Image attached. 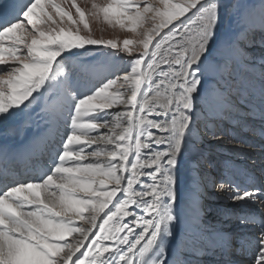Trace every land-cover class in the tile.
Returning a JSON list of instances; mask_svg holds the SVG:
<instances>
[{
    "label": "snow or ice",
    "instance_id": "1",
    "mask_svg": "<svg viewBox=\"0 0 264 264\" xmlns=\"http://www.w3.org/2000/svg\"><path fill=\"white\" fill-rule=\"evenodd\" d=\"M13 7L0 18V122L35 105L43 119L67 130L34 178L9 182L4 165L0 264H204L202 257L217 255L216 264H233L235 251L264 264V219L253 240L240 242L202 225L199 196L179 211L177 191L178 165L204 106L214 114L232 111L229 69L249 63L254 14L237 5L240 31L218 42L220 0H88L83 7L75 0H17ZM86 17H102L134 38H94ZM258 27L264 33V7ZM90 52L103 61L81 63ZM86 71L99 78L82 84L79 73ZM216 75V87L206 89ZM10 159L16 157L0 148V160ZM218 187L231 191L234 203L264 209L262 187Z\"/></svg>",
    "mask_w": 264,
    "mask_h": 264
},
{
    "label": "bare ground",
    "instance_id": "2",
    "mask_svg": "<svg viewBox=\"0 0 264 264\" xmlns=\"http://www.w3.org/2000/svg\"><path fill=\"white\" fill-rule=\"evenodd\" d=\"M75 2L83 7L88 0ZM238 2L239 0H220L222 24L218 29V42L230 38L231 35L226 34V29L233 24V11L237 9V5L240 6ZM253 3L245 9L254 14L257 24L251 39L247 41L246 50L251 53V59L247 64L232 65L229 69L233 77L229 81L232 111L230 114H214L208 112L207 106H204L205 111L201 116L197 135L189 150L181 158L177 171L178 210L186 212L189 200L199 194V216L202 225L210 230L230 233L240 242L253 240L259 231L258 223L241 224L240 218L254 216L257 219H264V209H261L259 204L249 203L244 206L242 203L232 202L229 197L233 193L227 188L221 190L218 185L232 181L240 187L252 188L251 183L258 180L264 188V134L261 133H264V121L261 120L259 113L262 70L260 58L264 57V46L261 45V41L264 40V33L258 27L264 0H253ZM72 12L74 14L75 9H72ZM86 19L94 38L113 39L121 43L124 39L134 38V33L112 27L102 17L99 20L91 17ZM239 31L240 29L236 33ZM87 47L95 49L100 46ZM120 55L125 60L129 58L125 53ZM252 60H255L254 66ZM101 61L103 57L95 52L80 58V62L85 65L99 64ZM2 67L5 66L0 65V68ZM79 76L82 84L95 82L99 78L98 73L91 71L80 72ZM214 79H219V76H210L205 84L206 89L216 87ZM32 108L35 110L29 109L11 121L0 122L1 148L7 150L10 156L16 157L14 161L0 160L4 162L3 166L8 164L9 182L13 177L20 180L34 178L40 165L46 170L52 157L59 150L62 137L67 130L62 124L53 126L43 119L40 109L35 105ZM256 123L258 124L254 125ZM28 158L35 164H28ZM194 184L199 186L200 192L194 189ZM183 227L182 224L178 229L180 238L184 236ZM236 247L239 248V244ZM172 251H175V245L172 246ZM243 253L233 252L230 257L233 264H252L254 254L250 259L243 260L244 258H241ZM184 258L193 259L191 256ZM220 259L219 255L202 257L204 264H216Z\"/></svg>",
    "mask_w": 264,
    "mask_h": 264
},
{
    "label": "rangeland",
    "instance_id": "3",
    "mask_svg": "<svg viewBox=\"0 0 264 264\" xmlns=\"http://www.w3.org/2000/svg\"><path fill=\"white\" fill-rule=\"evenodd\" d=\"M238 4H240V7L242 9H246L248 7H250L251 5H253V0H239ZM233 24H231V27L230 28H227L226 29V34L228 35H232V34H235L236 31L238 29H240L241 27V24H240V20H239V17L237 15V9H235L233 11ZM259 38V37H258ZM137 54V53H136ZM136 54H133V55H136ZM254 58V57H253ZM131 59V57L128 58V60ZM251 59V58H250ZM251 62V61H250ZM257 124V123H256ZM254 124V125H256Z\"/></svg>",
    "mask_w": 264,
    "mask_h": 264
}]
</instances>
